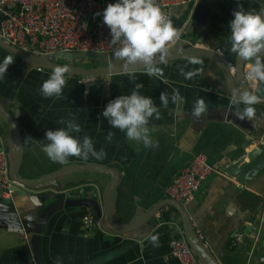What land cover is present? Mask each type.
Masks as SVG:
<instances>
[{"label": "crops", "instance_id": "1", "mask_svg": "<svg viewBox=\"0 0 264 264\" xmlns=\"http://www.w3.org/2000/svg\"><path fill=\"white\" fill-rule=\"evenodd\" d=\"M206 1L193 6L190 20L199 25L191 28L190 23L185 24L179 32L183 42L172 48L180 50L190 44L213 50L235 66L238 57L230 51L228 25L238 0H210V4ZM243 6L264 8V0H243ZM188 7L169 11V18H179ZM100 19L97 16L91 23ZM8 55L15 61L0 80V103L15 114L21 129L24 158L19 175L35 179L67 164L110 166L120 177L115 215L118 224H129L135 217L133 211L137 216L138 212L155 206L161 208L142 227L122 234L107 226L104 211L97 220L100 226L89 224L93 208L86 199H97L103 204L104 192L111 181L109 172L75 170L61 176L57 182L62 185L56 192L64 193V202L54 197L43 198L46 192L55 191L54 184L23 187L26 193L15 191L11 198L0 195V264H37L32 246V236L37 232H41L46 264H56L58 259L62 264H179L172 253L171 241L185 238V232L179 212L166 204L170 199L167 190L199 153L208 155L214 171L193 200L184 205L194 228L222 264H264V169L245 184L225 172L227 166L242 158L249 162V152L261 145L264 100L255 105L256 116L252 121L241 120L231 103L230 78L220 62L209 56H197L203 63L188 64L185 68L197 72L192 79H186L180 72L187 63L186 57L159 64L163 68L160 78L148 76L140 69L135 70L136 79L132 81L123 72L109 78L90 77L95 83L85 84L81 82L89 77L69 74L62 96L45 98L40 88L52 70L39 69L0 45V61ZM58 61L87 68L120 65H100L86 59ZM137 85L141 94L153 97L160 108V119L152 118L149 124L158 147L145 148L129 141L124 132L111 128L107 118L100 115L111 99L130 94ZM234 85L245 90L235 74ZM174 89L184 97L183 104L171 103ZM163 92L169 96L167 108L160 103ZM199 98L205 99L208 110L196 117L193 105ZM68 118H74L81 126L75 135L81 139L89 136L97 152L104 150L103 158L70 156L61 163L47 157L42 151L47 143L45 132L64 127L61 121ZM10 129L0 114V138L10 155L11 174ZM110 131L114 135L108 141ZM27 137L31 139L25 142ZM152 235H158V246L151 242Z\"/></svg>", "mask_w": 264, "mask_h": 264}, {"label": "clouds", "instance_id": "2", "mask_svg": "<svg viewBox=\"0 0 264 264\" xmlns=\"http://www.w3.org/2000/svg\"><path fill=\"white\" fill-rule=\"evenodd\" d=\"M101 14L103 23L109 27L112 35L114 57L123 61L122 66L129 80L136 79L137 66H142L148 76L163 77V68L159 66L157 57L163 60L168 45L178 37V32L158 0H114L102 13H96ZM228 27L230 51L238 58L249 62L247 79L264 85V8L245 9L243 0H238V7L233 11V19ZM14 61L11 55L0 61V80L5 78L9 66ZM186 61L180 72L186 79H192L197 72L185 71V68L188 64H202L203 61L195 55L187 56ZM70 73L69 64L56 65L48 79L41 85V94L45 98L62 96ZM95 81L88 78L81 83L93 84ZM139 87L140 85H137L130 94H122L111 99L100 115L107 118L111 128L124 132L129 141L143 144L145 148L158 147L159 142L153 139L151 135L153 129L149 124L152 118L160 119V108L153 97L141 94ZM85 95H88V89H85ZM262 100L264 98L261 97L259 88L245 90L234 88L231 93V103L236 106V115L241 120L246 118L252 121L256 116L255 105ZM169 102L167 92L161 93V105L167 108ZM184 102L179 90L174 89L171 103L178 105ZM207 110L208 105L204 98L195 101L194 116L200 117ZM61 123L65 126L48 129L45 132L47 143L43 144L42 151L50 160L62 163L70 156L84 159L89 155L98 159L104 157L106 154L104 150L97 152L89 136L81 139L75 135L81 131V126L74 118L62 120ZM113 135L110 131L106 139L111 141ZM30 139L31 137H27L24 141ZM150 239L158 246V235H152ZM56 264H62V260L58 259Z\"/></svg>", "mask_w": 264, "mask_h": 264}, {"label": "built area", "instance_id": "3", "mask_svg": "<svg viewBox=\"0 0 264 264\" xmlns=\"http://www.w3.org/2000/svg\"><path fill=\"white\" fill-rule=\"evenodd\" d=\"M201 1L158 0L167 14ZM107 5L103 0H0V38L26 53L45 58L61 53H114L110 29L103 23L102 14L96 15ZM97 16L101 17L100 21L91 23ZM180 42L183 38L178 32L168 49ZM247 82L251 89L258 88L257 81L247 79ZM10 168V155L0 138V195L4 198H11L14 192ZM213 171L206 153L195 155L168 187L169 198L183 206L190 203ZM89 224L100 226L93 219ZM171 249L179 264H203L184 237L173 239Z\"/></svg>", "mask_w": 264, "mask_h": 264}, {"label": "water", "instance_id": "4", "mask_svg": "<svg viewBox=\"0 0 264 264\" xmlns=\"http://www.w3.org/2000/svg\"><path fill=\"white\" fill-rule=\"evenodd\" d=\"M214 1V0H213ZM210 0L206 1L207 4H210ZM212 3V2H211ZM193 12V5H190L187 10L179 17H173V24L176 26L177 32H180L183 26L187 23H190L191 28L199 25L196 20H190L191 13ZM190 21V22H189ZM191 30V29H190ZM0 45L14 53L18 57L34 64L37 67L45 68L52 70L56 65L62 64L58 60H70L77 61L81 59H91L93 54L87 52H76V53H61L56 57L45 58L42 56L34 55L26 53L11 44H8L4 40L0 38ZM190 55L195 56H209L216 59L222 66L224 67L227 75L230 78L232 90L236 88L234 85V74L239 77L245 89H250L247 79H246V71H247V61H244L242 58H237L235 66L232 67L229 64L228 60L219 54H217L213 50L200 48L198 46L193 45H185L183 49L180 50H167V52L163 56V60H160L159 56L157 60L159 64L166 63L169 61H173L179 58L187 57ZM71 66V75L75 76H83V77H95V76H105L109 78L112 74L123 73L125 69L122 65H115L110 67H95V68H87V67H79L73 64ZM143 69L142 66H137L135 70ZM258 88L260 89V95L264 98V85L258 82ZM0 114L2 117L10 124L13 132V145H12V153H13V165L11 174L14 180L13 191L18 193H26L23 187H40L47 185H55V191L46 192L43 196L44 199L54 197V199L65 201V195L59 194L56 191L60 190V184L58 179L75 170H89V171H104L109 172L111 175V181L108 184L105 192H104V201L103 204H99L97 199H86L87 205L92 206L93 210L91 215L93 217V221L97 222V220L102 216V212L104 211L105 220L107 226L111 227L113 230H116L119 233L125 234L132 232L140 227H142L148 220L156 215V213L160 210L161 206H155L149 211L146 212H138L136 216V211H133L132 215L135 217L132 218L131 222L127 225L118 224L115 219L116 208L119 198V172L110 166H101V165H79V164H70L64 165L61 168L46 174L44 176L38 178H23L19 175V170L23 163L24 158V146H23V138L21 129L18 123V120L11 111H9L3 104L0 103ZM249 162H246L245 158H242L225 168V172L237 179V181L241 184H245L251 182L257 174L264 169V137L262 139V143L258 148H255L248 154ZM166 204H171L181 215L183 220L185 238L192 247L195 254L199 257L203 264H222L218 258L209 250L208 246L204 243L198 231L194 228L192 220L187 213V210L183 205L175 201L174 199H168ZM42 236L41 232H37L32 236V246L33 252L35 256V260L37 264H46L43 253H42Z\"/></svg>", "mask_w": 264, "mask_h": 264}, {"label": "rangeland", "instance_id": "5", "mask_svg": "<svg viewBox=\"0 0 264 264\" xmlns=\"http://www.w3.org/2000/svg\"><path fill=\"white\" fill-rule=\"evenodd\" d=\"M177 46V45H176ZM174 48V47H173ZM172 48V49H173ZM172 49H168V50H172ZM86 60H95L96 62H98L100 65H104V64H107V63H116V64H123V61H119L117 60L115 57H114V54L113 53H110V54H93L92 58L91 59H86ZM5 125V123H4ZM6 128H8L7 124L5 125ZM12 129V128H11ZM10 129V130H11ZM8 132H9V128H8ZM10 142H12V140L10 139ZM9 143V142H8ZM9 148L10 150H12V145L11 143H9ZM11 161H12V155H11Z\"/></svg>", "mask_w": 264, "mask_h": 264}, {"label": "trees", "instance_id": "6", "mask_svg": "<svg viewBox=\"0 0 264 264\" xmlns=\"http://www.w3.org/2000/svg\"><path fill=\"white\" fill-rule=\"evenodd\" d=\"M22 166H23V163H22V165H21V168H22ZM21 168H20V170H21Z\"/></svg>", "mask_w": 264, "mask_h": 264}]
</instances>
